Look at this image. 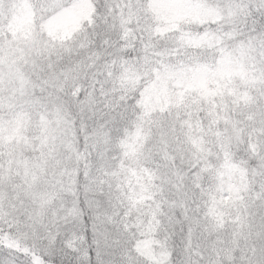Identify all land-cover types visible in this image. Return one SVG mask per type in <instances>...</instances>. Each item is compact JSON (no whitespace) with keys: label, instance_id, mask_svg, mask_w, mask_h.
<instances>
[{"label":"snow or ice","instance_id":"1","mask_svg":"<svg viewBox=\"0 0 264 264\" xmlns=\"http://www.w3.org/2000/svg\"><path fill=\"white\" fill-rule=\"evenodd\" d=\"M0 264H264V0H0Z\"/></svg>","mask_w":264,"mask_h":264}]
</instances>
